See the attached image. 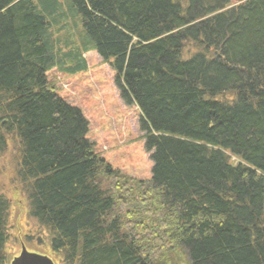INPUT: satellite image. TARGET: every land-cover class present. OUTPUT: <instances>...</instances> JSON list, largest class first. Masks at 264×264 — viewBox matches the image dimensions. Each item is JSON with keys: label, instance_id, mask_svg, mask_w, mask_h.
<instances>
[{"label": "trees", "instance_id": "16d2710c", "mask_svg": "<svg viewBox=\"0 0 264 264\" xmlns=\"http://www.w3.org/2000/svg\"><path fill=\"white\" fill-rule=\"evenodd\" d=\"M68 19L137 107L149 178L98 154L49 82L83 61ZM12 143L56 264H264V0H0V156Z\"/></svg>", "mask_w": 264, "mask_h": 264}, {"label": "rangeland", "instance_id": "374dc122", "mask_svg": "<svg viewBox=\"0 0 264 264\" xmlns=\"http://www.w3.org/2000/svg\"><path fill=\"white\" fill-rule=\"evenodd\" d=\"M55 30L61 44L73 37L83 53V61L80 64L72 61L69 64L72 70L51 69L47 73L49 82L58 95L82 111L88 121L86 136L94 142L98 154L131 177L149 178L152 160L142 137L140 113L134 104L124 98L117 82L116 69L100 57L90 43L81 44L80 22L73 27V20L68 19L61 23L59 30ZM15 154L12 143L9 150L0 156V193L10 202L5 264H10L19 255L22 246L29 252L48 256L54 264L56 261L60 263L61 260L49 250L48 230L30 215L26 184L16 175ZM232 160L237 162L234 157ZM188 261L179 249L160 260L165 264H188Z\"/></svg>", "mask_w": 264, "mask_h": 264}, {"label": "water", "instance_id": "95a60500", "mask_svg": "<svg viewBox=\"0 0 264 264\" xmlns=\"http://www.w3.org/2000/svg\"><path fill=\"white\" fill-rule=\"evenodd\" d=\"M10 264H54V262L48 256L29 252L22 246L19 255L14 257Z\"/></svg>", "mask_w": 264, "mask_h": 264}]
</instances>
